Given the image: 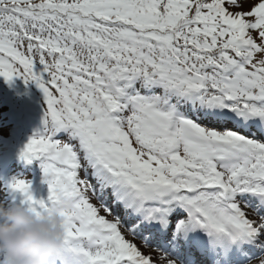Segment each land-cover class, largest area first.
Returning a JSON list of instances; mask_svg holds the SVG:
<instances>
[{
	"label": "snow or ice",
	"instance_id": "6c2138e0",
	"mask_svg": "<svg viewBox=\"0 0 264 264\" xmlns=\"http://www.w3.org/2000/svg\"><path fill=\"white\" fill-rule=\"evenodd\" d=\"M0 77L43 93L45 193L0 203L57 208L47 264H264V0H0Z\"/></svg>",
	"mask_w": 264,
	"mask_h": 264
},
{
	"label": "clouds",
	"instance_id": "9594fccd",
	"mask_svg": "<svg viewBox=\"0 0 264 264\" xmlns=\"http://www.w3.org/2000/svg\"><path fill=\"white\" fill-rule=\"evenodd\" d=\"M62 217L56 207L36 215L19 202L0 203V256L4 264H47L63 241Z\"/></svg>",
	"mask_w": 264,
	"mask_h": 264
},
{
	"label": "rangeland",
	"instance_id": "374dc122",
	"mask_svg": "<svg viewBox=\"0 0 264 264\" xmlns=\"http://www.w3.org/2000/svg\"><path fill=\"white\" fill-rule=\"evenodd\" d=\"M18 83L22 84L23 87H25L26 91L33 94V95H43L41 89L37 87V85L33 82H28L27 84L19 77L14 78ZM4 91V94L6 93V96L8 98L7 105L0 98V108L2 106L1 111H8V104L9 101H12L14 99V103H17L16 95L12 94L10 90L2 89ZM39 103L43 107V99L39 98ZM3 104V105H2ZM8 117V113L6 114ZM16 134H13L10 131V134L7 138V135L4 138H1L0 135V183H3L4 180H7L9 177L13 175H23L24 178H29L32 181V186H37L38 188V195L42 196L45 193V185L41 182V171L39 167V160H33L31 162L23 161L21 158L15 155L16 148L18 143L20 142V139L15 136ZM23 139V138H21ZM28 140V139H26ZM20 159V160H19ZM33 191V189H32ZM33 194L36 196L35 192L33 191ZM18 199V197H17ZM92 202L95 204L97 201L95 199L92 200ZM7 202H5L6 204ZM128 238H132L129 236ZM139 241V240H138ZM137 242V241H136Z\"/></svg>",
	"mask_w": 264,
	"mask_h": 264
},
{
	"label": "trees",
	"instance_id": "16d2710c",
	"mask_svg": "<svg viewBox=\"0 0 264 264\" xmlns=\"http://www.w3.org/2000/svg\"><path fill=\"white\" fill-rule=\"evenodd\" d=\"M0 87H4L5 89L12 91V93H14L16 98L19 100L18 108L16 109L15 107H12V112L17 114V122L24 119L26 121L25 124H35L36 126H40V122L38 121L41 112L38 107L39 101L37 102V100H39V98L41 99V96L28 94L23 88H21V84L14 79L11 82H6L2 77H0ZM6 127V131H10V126ZM0 130H2V127H0ZM25 143V141L21 142L19 149H21Z\"/></svg>",
	"mask_w": 264,
	"mask_h": 264
},
{
	"label": "bare ground",
	"instance_id": "6f19581e",
	"mask_svg": "<svg viewBox=\"0 0 264 264\" xmlns=\"http://www.w3.org/2000/svg\"><path fill=\"white\" fill-rule=\"evenodd\" d=\"M138 244H140V243H138ZM145 250H146V248H145ZM147 251V250H146Z\"/></svg>",
	"mask_w": 264,
	"mask_h": 264
}]
</instances>
